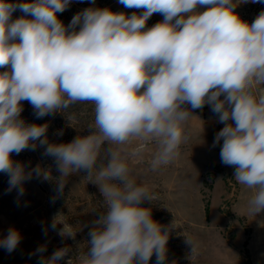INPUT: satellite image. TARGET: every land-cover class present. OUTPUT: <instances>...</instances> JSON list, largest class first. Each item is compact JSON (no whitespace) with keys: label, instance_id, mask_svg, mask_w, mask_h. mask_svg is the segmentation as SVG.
Listing matches in <instances>:
<instances>
[{"label":"clouds","instance_id":"9594fccd","mask_svg":"<svg viewBox=\"0 0 264 264\" xmlns=\"http://www.w3.org/2000/svg\"><path fill=\"white\" fill-rule=\"evenodd\" d=\"M118 2L143 11L129 16L88 7L65 26L57 13L71 0H0V69H6L0 70V173L9 178L7 192L23 196L25 181L51 175L39 165L26 170L12 154L44 147L60 173L58 193L70 175L85 170L106 205L76 264H149L153 254L156 264H164L175 222L165 228L151 208L141 206L153 203L156 194L137 181L128 161L155 143L150 169L171 163L188 140L185 125L193 115L184 105L195 110L208 104L225 124L213 146L222 140L221 162L235 168L239 184L254 190L249 213L255 217L264 210V11L248 23L235 11L242 0ZM198 6L206 10L196 11ZM17 9L24 15L13 20ZM155 13L163 20L146 27ZM21 101L31 104L37 118L91 103L94 123L87 135L49 143L47 124L21 118ZM133 141L138 143L130 147ZM58 234L73 236L65 224ZM183 236L190 257L199 255L200 242ZM21 239L19 230L9 228L0 247L11 253ZM69 251L60 248L38 264H60Z\"/></svg>","mask_w":264,"mask_h":264},{"label":"rangeland","instance_id":"374dc122","mask_svg":"<svg viewBox=\"0 0 264 264\" xmlns=\"http://www.w3.org/2000/svg\"><path fill=\"white\" fill-rule=\"evenodd\" d=\"M88 7L109 8L129 16L143 11L125 8L118 0H95V4L91 0H71L68 8L57 16L68 26L74 15ZM204 10L206 6L196 9ZM235 11L242 20L252 23L264 11V3L242 0ZM22 15L17 9L12 19ZM162 20L163 16L155 13L146 27ZM220 98L223 99V95ZM21 104V118L26 124H47L49 143H69L78 135L89 134L88 127L94 123L91 103H77L42 118H37L28 101ZM184 107L193 115L185 125L188 140L180 146L179 155L171 163L157 171L150 169L155 143L142 155L130 156L128 161L137 181L153 186L156 194L153 203L145 201L141 206L151 208L152 218L165 228L175 222L164 264H264V210L255 217L249 213L248 201L254 190L239 184L234 177L235 168L221 162L222 140L213 146L216 134L225 124L218 121V115L208 104L195 110L187 104ZM137 143L133 141L130 147ZM43 153L44 147L38 145L35 150L12 154L13 161L22 162L26 170L39 165L51 175L50 180L34 175L25 181L23 196H18L16 190L7 192L9 178L0 173V239L13 227L22 237L11 253L0 247V264H38L41 257L50 258L63 247L70 251L60 264H67L69 259L76 264L77 256L88 250L89 231L106 210L98 185L87 178L85 170L70 175L62 194L58 193L60 173L54 158ZM54 220L57 221L55 230L51 227ZM64 224L69 226L73 236L58 234ZM183 234L192 235L200 242L199 255L190 257V247ZM41 246L46 249L43 253L36 251ZM149 264H156L155 254Z\"/></svg>","mask_w":264,"mask_h":264}]
</instances>
